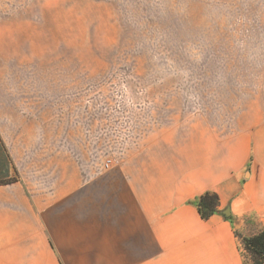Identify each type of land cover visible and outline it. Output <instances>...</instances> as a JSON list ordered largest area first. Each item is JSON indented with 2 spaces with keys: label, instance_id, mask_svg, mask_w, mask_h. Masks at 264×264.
I'll return each instance as SVG.
<instances>
[{
  "label": "crops",
  "instance_id": "0c3cea01",
  "mask_svg": "<svg viewBox=\"0 0 264 264\" xmlns=\"http://www.w3.org/2000/svg\"><path fill=\"white\" fill-rule=\"evenodd\" d=\"M27 6L0 0V264H244L225 216L252 214L264 228V95L226 125L202 111L154 112L141 142L102 168L106 152L93 157L85 141L82 151L57 94L45 110L29 90L42 84L12 76L43 36ZM207 191L218 212L202 219Z\"/></svg>",
  "mask_w": 264,
  "mask_h": 264
},
{
  "label": "rangeland",
  "instance_id": "374dc122",
  "mask_svg": "<svg viewBox=\"0 0 264 264\" xmlns=\"http://www.w3.org/2000/svg\"><path fill=\"white\" fill-rule=\"evenodd\" d=\"M27 5L29 24L44 19L43 36L38 32L22 55L26 69L12 70V76L42 84L29 90L44 95L45 110L51 108L48 96L57 94L61 116L74 117L82 151L85 141L93 157L106 152L102 168L141 142L154 112L202 111L226 125L229 111L238 115L245 100L264 95V0ZM233 226L237 237L256 230L249 216L234 219ZM241 254L244 264H252L242 247Z\"/></svg>",
  "mask_w": 264,
  "mask_h": 264
},
{
  "label": "trees",
  "instance_id": "16d2710c",
  "mask_svg": "<svg viewBox=\"0 0 264 264\" xmlns=\"http://www.w3.org/2000/svg\"><path fill=\"white\" fill-rule=\"evenodd\" d=\"M218 196L215 192H204L196 199L197 210L202 219H208L218 212ZM255 221L256 230L248 236H238L242 249L250 256L252 264H264V228L258 223L255 215H247ZM234 220L231 215L225 216Z\"/></svg>",
  "mask_w": 264,
  "mask_h": 264
},
{
  "label": "water",
  "instance_id": "95a60500",
  "mask_svg": "<svg viewBox=\"0 0 264 264\" xmlns=\"http://www.w3.org/2000/svg\"><path fill=\"white\" fill-rule=\"evenodd\" d=\"M223 214L228 215V214H229V210H228L227 208L224 209V210H223Z\"/></svg>",
  "mask_w": 264,
  "mask_h": 264
}]
</instances>
